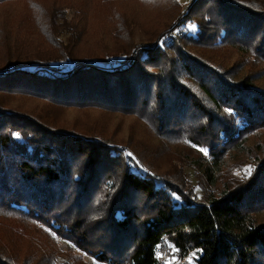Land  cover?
<instances>
[{
  "label": "trees",
  "instance_id": "1",
  "mask_svg": "<svg viewBox=\"0 0 264 264\" xmlns=\"http://www.w3.org/2000/svg\"><path fill=\"white\" fill-rule=\"evenodd\" d=\"M102 1L107 20L118 23L109 35L113 55L103 59L113 68L89 65L99 58L87 55L94 52L87 50L85 9L33 3L34 25L23 37L3 31L9 24L0 13V72L9 70L0 74V217L22 220L0 223V264H20L14 259L22 239L36 261L25 221L102 264H264V220L255 218L264 211V67L253 68L255 61L264 66V0H195L177 25L138 45L115 36L124 18L115 19V5ZM168 2L173 10L163 30L180 14L176 1ZM187 24L194 35L181 30ZM153 35L154 46L142 49ZM218 47L246 56L244 74L238 65L221 69L196 54ZM15 96L49 109L19 108L10 103ZM60 108L117 113L173 135L192 153L182 184L188 193L152 164L135 165L109 148L95 131L66 130L49 111ZM222 166L228 176L218 190ZM248 166L254 170L246 177ZM112 172L120 177L116 186ZM207 186L214 198L205 196ZM100 229L109 231L104 243L94 237ZM54 256L53 264L72 262L66 253Z\"/></svg>",
  "mask_w": 264,
  "mask_h": 264
},
{
  "label": "rangeland",
  "instance_id": "2",
  "mask_svg": "<svg viewBox=\"0 0 264 264\" xmlns=\"http://www.w3.org/2000/svg\"><path fill=\"white\" fill-rule=\"evenodd\" d=\"M168 1L169 0H109L110 3L115 5L117 10L116 12H118L116 16L119 18L115 19H120L121 22L122 18H124L122 23H120V32H117L115 36H124V41H131L134 45L140 44L141 41H146L152 34L158 33L156 35V37H158L166 30L169 31L173 26L177 25L195 0H175L179 5L180 14L176 21L170 23L168 28L163 30L161 28L168 20V14L166 11L171 13V10H173V7H171V4ZM25 2L27 8L23 9ZM33 3L41 7H47L52 3H63L72 6L74 9H85L86 11H89L85 25L89 27V33L87 35H89V38H92V40L89 42L87 50H92L94 53L87 55L99 58H94V62L89 65L96 66L100 69L114 67L111 63L114 62L113 60L108 59L103 61L106 54L113 55V46L115 44L109 35L112 36V30L116 25H118L117 22H112L111 15L107 20V16L109 15L107 13L109 5L104 3L102 0H18L15 2H7L1 5L2 7L0 6V13L4 14L5 24H9L1 27L3 31L11 28L12 31L6 32L18 31L21 34L20 37H23L25 31L34 25V21H32L34 9L31 8V4ZM18 15H23V17L20 16V18L16 20ZM184 29L185 33L189 35H194L196 33V28L192 24H187L183 27V29L181 27L183 32ZM125 33L127 34L125 35ZM153 38H155L154 35L150 41L142 47V49H145L147 46L153 47L155 44V42L153 43ZM100 39L102 40V45L97 44ZM94 47H107V50L109 51H96L92 49ZM193 51L194 49H192V52ZM133 53L134 52L132 51L129 52L126 55V60H131ZM200 53L206 56V58L209 59L205 58L206 61H209L212 65L213 62L214 64H220L218 67L221 69L228 70L230 66L238 65L239 74H244L246 70V56L238 54L234 50L228 49L227 47H225V49L218 47L214 50L197 49L196 54L199 55ZM210 59L213 60V62ZM254 65V71L255 69L261 70L264 67L263 63L257 61L254 62ZM8 72L9 70H4L1 71L0 74H6ZM27 98V96H15L10 100V103L14 101L13 104L18 105L19 108L36 110V112H39L42 109H49V105L44 101L39 99L34 101ZM49 111H53L56 123L61 125L66 130L95 131L96 138H101L102 141H106V143L110 144L109 148L118 149L117 151H119L126 158L132 160L135 165L137 164L138 166H143L141 164L143 162L144 165L152 164V170L158 173L157 175H163L166 179L171 181V183L182 187L181 190L183 192H187L182 184L186 182V173H191L187 169L185 163L190 161L189 157L192 153H190V151L183 144L175 140L173 135H160L157 132V127L147 128L139 122L140 120L135 118L125 117L124 115L106 112L99 109L70 110L60 108L58 110L50 109ZM127 129L128 131L130 130V133H127ZM260 137L264 140L263 135ZM255 143L256 139H252L250 143L252 149H256L254 145ZM136 151H141L144 153V156L142 158L135 156L137 155ZM84 169H86V167L81 170ZM119 169L122 170L121 168ZM226 170L227 167L222 166L220 168V172L216 173V176L220 175L219 182L216 183L217 189L219 188L218 190H222V185L225 183L223 180L228 176ZM117 172L119 173V171ZM116 173L112 172L111 175L108 176L110 184L114 186L117 185L120 178L119 175H114ZM119 174L121 175V173ZM189 177L190 179H193L191 176ZM222 181L223 183H221ZM114 191L115 187L108 193L107 191H104L102 194H99L96 198V202L103 203V201L106 200L107 197L111 196ZM204 194L205 196L207 195L214 198L215 193L213 187H205ZM217 194L219 193L217 192ZM95 212L93 211L92 213ZM141 214L144 213L141 212ZM255 218L259 219V222L264 220V211ZM7 222L12 226L14 224L22 225L21 219L10 218L7 221H4L0 217V223ZM24 226V235L26 234L25 236L29 239V245H31L34 240L36 241L37 250L36 248L30 249V252H36V261L27 257V247L24 245L26 241L24 242L22 239L21 246L18 250L19 253H16V257L14 259V261H17L20 264H53L48 260V256L53 255L54 253L57 256H54L53 260L59 258L58 254L66 253L72 260V262H70L71 264H102L95 261L92 256L85 254L81 250H77L71 244L69 245L60 238H55L50 232L42 230L39 226L33 227L26 221L24 222ZM25 231L28 232L26 233ZM97 234L94 237L98 238L97 240L100 243H104L107 235H109V231L100 229ZM95 241L89 243L91 244L90 249L93 251L101 248L99 244L94 245Z\"/></svg>",
  "mask_w": 264,
  "mask_h": 264
},
{
  "label": "snow or ice",
  "instance_id": "3",
  "mask_svg": "<svg viewBox=\"0 0 264 264\" xmlns=\"http://www.w3.org/2000/svg\"><path fill=\"white\" fill-rule=\"evenodd\" d=\"M129 155H131V154H129ZM253 170L254 169L251 166L246 167L245 170H244L245 173H246V177L250 176Z\"/></svg>",
  "mask_w": 264,
  "mask_h": 264
}]
</instances>
